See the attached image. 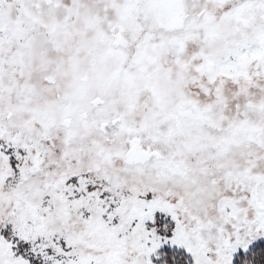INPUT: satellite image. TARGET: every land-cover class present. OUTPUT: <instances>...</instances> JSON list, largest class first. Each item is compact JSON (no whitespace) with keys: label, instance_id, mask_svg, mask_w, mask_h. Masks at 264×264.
I'll use <instances>...</instances> for the list:
<instances>
[{"label":"snow or ice","instance_id":"6c2138e0","mask_svg":"<svg viewBox=\"0 0 264 264\" xmlns=\"http://www.w3.org/2000/svg\"><path fill=\"white\" fill-rule=\"evenodd\" d=\"M0 264H264V0H0Z\"/></svg>","mask_w":264,"mask_h":264}]
</instances>
